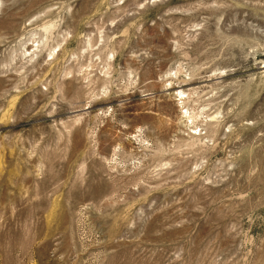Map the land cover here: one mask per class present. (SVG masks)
<instances>
[{"label": "rangeland", "instance_id": "374dc122", "mask_svg": "<svg viewBox=\"0 0 264 264\" xmlns=\"http://www.w3.org/2000/svg\"><path fill=\"white\" fill-rule=\"evenodd\" d=\"M0 264H264V0H0Z\"/></svg>", "mask_w": 264, "mask_h": 264}]
</instances>
